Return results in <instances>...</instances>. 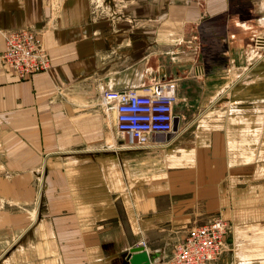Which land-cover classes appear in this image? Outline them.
I'll return each mask as SVG.
<instances>
[{
	"label": "crops",
	"instance_id": "0c3cea01",
	"mask_svg": "<svg viewBox=\"0 0 264 264\" xmlns=\"http://www.w3.org/2000/svg\"><path fill=\"white\" fill-rule=\"evenodd\" d=\"M94 1L0 0V53L3 32L48 25L51 63L23 80L0 68V264H126L142 244L157 264L216 217L230 247L211 264H264V191L229 174L224 134L171 147L259 68L264 0H118L115 18ZM157 82L175 86L177 135L126 147L100 94Z\"/></svg>",
	"mask_w": 264,
	"mask_h": 264
},
{
	"label": "built area",
	"instance_id": "2783aa9c",
	"mask_svg": "<svg viewBox=\"0 0 264 264\" xmlns=\"http://www.w3.org/2000/svg\"><path fill=\"white\" fill-rule=\"evenodd\" d=\"M103 3L104 0L98 4ZM49 28L48 25L42 28L31 26L3 32L0 68L13 72L20 80L46 73L51 67L44 42ZM255 49H264V37L256 38ZM99 103L105 113L113 117L115 137L128 141L126 147H156L160 144L158 137L167 138L177 133L176 123L180 116L175 113V106L178 98L171 83L157 82L146 87L103 90ZM228 230L227 222L219 217L195 226L175 240L164 262L156 263L211 264L229 250Z\"/></svg>",
	"mask_w": 264,
	"mask_h": 264
},
{
	"label": "rangeland",
	"instance_id": "374dc122",
	"mask_svg": "<svg viewBox=\"0 0 264 264\" xmlns=\"http://www.w3.org/2000/svg\"><path fill=\"white\" fill-rule=\"evenodd\" d=\"M96 1L101 3L103 0ZM96 1L93 2L94 7H98L104 15H110L115 18L121 14L119 7L120 1L104 0L103 4H98ZM95 10L94 8V13ZM259 15L257 18L259 20L257 29L261 33V31L264 32V7L260 9ZM257 37L253 40L252 51H256L254 63L259 68L254 71L253 75L249 76L252 78L246 80V82H249L247 84L249 88L245 87L246 82L244 80H242V83H237V87L231 89L229 95L225 97L226 101L216 104L217 106L211 110L216 111L215 113L202 117L196 129L187 130L188 132H184L183 136L180 134H176L177 136L174 135L173 137L176 136V140L171 147H210L208 143L211 137L198 134L200 132L199 127L201 132L203 131L207 135L216 133L217 131L222 132L224 136L217 147H220L221 144L222 147H230L229 162L232 166L229 168V174L233 179L237 180V185L241 183L244 185V182H251L249 180L252 179L254 188L264 191V49H255V40ZM113 41L114 44H111L112 46L110 47H113V52L116 53V39ZM109 58L111 62L116 59V56H109ZM120 58L123 59L124 57ZM108 89L110 88H106L105 90ZM236 89L238 91L237 94L234 93ZM251 103L252 105H248ZM221 111H226L225 117L223 116L224 118L222 120L216 117ZM111 116L107 115V120L110 129L113 131V122L111 119L113 117ZM245 117H247L246 120ZM119 141L126 146L129 144L126 139L125 141ZM165 145V141L161 140L157 147H164ZM245 149L247 150L246 156ZM251 153H253V160L248 161ZM246 162L247 165L245 166Z\"/></svg>",
	"mask_w": 264,
	"mask_h": 264
},
{
	"label": "water",
	"instance_id": "95a60500",
	"mask_svg": "<svg viewBox=\"0 0 264 264\" xmlns=\"http://www.w3.org/2000/svg\"><path fill=\"white\" fill-rule=\"evenodd\" d=\"M126 264H151V254L145 249L144 246L138 245L129 249L126 258Z\"/></svg>",
	"mask_w": 264,
	"mask_h": 264
},
{
	"label": "bare ground",
	"instance_id": "6f19581e",
	"mask_svg": "<svg viewBox=\"0 0 264 264\" xmlns=\"http://www.w3.org/2000/svg\"><path fill=\"white\" fill-rule=\"evenodd\" d=\"M102 3V2H101ZM107 115H109V114H107Z\"/></svg>",
	"mask_w": 264,
	"mask_h": 264
}]
</instances>
